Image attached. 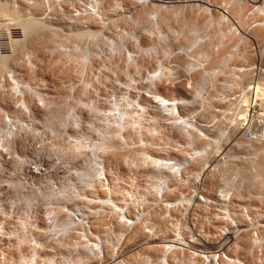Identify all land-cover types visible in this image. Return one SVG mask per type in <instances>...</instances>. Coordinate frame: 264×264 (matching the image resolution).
<instances>
[{
  "label": "rangeland",
  "instance_id": "obj_1",
  "mask_svg": "<svg viewBox=\"0 0 264 264\" xmlns=\"http://www.w3.org/2000/svg\"><path fill=\"white\" fill-rule=\"evenodd\" d=\"M69 4L70 0H0V119L9 118L8 114L21 115L7 91L10 88L16 94L21 106L24 94L13 85L15 74L22 83H32L39 92L36 95L42 94L40 97L49 90L55 97L52 106L58 111L89 114L93 118L89 124L92 130L105 126V114L112 111V123L121 126L124 120L127 142L121 141L122 135L117 130L101 137L97 132H87L78 139L70 125L65 131L51 135L43 119H35L33 123L23 116L17 121L21 128L15 127L16 133L7 138L10 153L0 162V227L6 219L19 224L21 231H14V235L30 237L34 247L15 246L13 254L17 262L13 264H25L27 256L33 258L34 264L107 263L117 248L126 252L149 240L161 243L171 238L184 239L192 248L201 249L205 248V241L207 249L212 250L225 241H221V235L230 236L229 231L236 229L241 232L231 239L233 243L228 246L231 244L233 248L228 253L249 264H264V139L262 145L240 142L225 146L223 137V130L232 127L238 117L245 87L252 86L247 85L249 74L240 76L233 69L235 63L242 62V56L238 52L233 54L228 70L211 71L207 80L201 72L193 71L207 64L205 58L202 60L204 54L198 51L202 46L211 44L214 50L219 48V28L207 27L194 35L198 41L192 47L181 48L178 44L157 51L169 77L162 82L146 80L145 68L153 65L154 52L146 55L143 63L126 60L123 55L126 48H156L157 39L150 33H140L139 26L150 25L147 16L158 12L170 27H161L162 39L171 41L181 16L197 18L203 14L201 10L178 8L175 12L182 10L172 17L175 12L148 6L136 10L128 19L122 11L132 9V0H80L82 17L74 19L67 11ZM91 5L103 19L91 14L88 9ZM231 7L232 14L239 18L247 10L240 2ZM32 19L39 24L33 33L28 30ZM123 28L136 30L141 36L127 37ZM183 29L179 40L188 35ZM82 30L92 33L84 37L74 35ZM68 36L79 47L91 48L96 54L101 52L105 59L99 63L110 75L104 81L99 77L94 81V74V84L82 88V93H90L95 99L83 97L82 102L72 106L62 101L66 91L61 80L67 79L69 73L52 66L47 57L48 48H59ZM211 57L215 59V55ZM180 58L192 61V67L177 64L176 59ZM151 70L148 68L146 73ZM239 77L243 84L235 81ZM176 78L185 83L192 79V85L189 88L173 85L171 80ZM157 96L191 100L190 107L182 108V112L192 113L198 135L209 132L208 136L216 143L208 146L195 136L186 137L179 126L172 125L169 118L157 111L154 101ZM35 98H28L27 103L35 113L42 112L43 101ZM205 124L206 131L202 126ZM20 140L25 142L24 148L19 147ZM204 146L208 148L206 161L211 164L197 157L190 160L184 180L176 178L168 167L156 164L157 159L180 160L172 166L183 171L186 154ZM36 151L39 154L32 157ZM92 154L106 176H110L113 201L119 205L128 202L129 225L124 222V215L111 213L106 183L95 176L99 171ZM210 166L205 181L198 183L195 171L201 168L198 176L202 177ZM78 170L81 178L76 176ZM196 190L213 203L208 209L202 208V214H192L189 208ZM219 194L226 199H220ZM26 208L30 210L28 214L23 213ZM73 209L82 211L76 214L65 211ZM95 245L101 247L104 260L99 258ZM149 248L142 249L144 254L159 253ZM197 261L186 253H178L180 264H201ZM138 263L139 259L133 261Z\"/></svg>",
  "mask_w": 264,
  "mask_h": 264
},
{
  "label": "bare ground",
  "instance_id": "obj_2",
  "mask_svg": "<svg viewBox=\"0 0 264 264\" xmlns=\"http://www.w3.org/2000/svg\"><path fill=\"white\" fill-rule=\"evenodd\" d=\"M236 2H240V5H245L247 7V10L245 11L243 17H241L242 19L232 14L231 5ZM69 5L70 7L67 9L69 14L74 19H80L82 17L80 11V0H70ZM132 5L133 6L131 10L124 9L122 11L128 17V19H131L133 17L136 10L143 9L144 7L148 6H157L158 10H164L166 12H175L178 8H182L184 10L186 8L190 10L198 9L203 12V14L198 15L200 17L197 18H195L194 16L182 15V21H175L177 22L176 26L178 28L176 26H173L177 28V32L173 33L171 41L162 39L163 32L161 27L168 28L169 26H167L168 24L166 25L165 21H162L160 19L159 14L157 15L158 12L156 14L147 16L146 21L150 25L142 24L139 26V30L140 33H150L152 35V38L157 39L156 48L139 47L138 49L136 48L133 50L126 48L123 52L126 60H138L142 63L146 55L151 56V53L154 52L155 60L153 65L145 68L144 78L146 80L148 79L155 82H162L165 77H169L168 75H166L167 73L165 72V68H163L161 65V60L159 59L160 56L156 54L157 51H165L168 50V48L178 44L181 45V48L192 47L198 41L197 39H194L195 34L200 31L203 32L207 27H217L219 29H216L221 34V41H218L217 44V47H219L218 50H214L211 44H205L204 46H202L198 51L200 54H204L202 60L205 58L204 62H206L207 64L203 69H193V71L201 72V76L207 80L210 77L211 71L228 70L227 67L232 63L231 56L238 52L240 56H242V62L240 64L235 63L233 69L239 72L240 76L249 74L251 76V79L247 85L252 84L251 87H245L246 95L241 103L244 104L243 106H246V108H244L242 112H245L248 107H250L256 101H259L262 116V118L259 120V123L264 124V72H261L262 70H264V33L261 32L264 31V0H132ZM88 9L91 14L98 13V11L94 9L93 5H91ZM63 10H65V8H63ZM180 10L175 12L172 17H176L179 14L178 12H180ZM96 16H98L100 19H103L101 14H97ZM181 17L177 20H180ZM189 21H191V24L188 26ZM222 24H224V28ZM28 26V30L33 33L39 27V24L34 19H32L30 23H28ZM183 28L186 29L188 35L187 37L185 36L182 40H179L178 38H180V34L184 32ZM122 32L127 37L141 36V34H137L138 32L136 30H131L130 28H123ZM91 33L92 32L90 30H82L79 32H74V35L77 37H84L86 35H90ZM68 35L70 36L71 34ZM69 36L66 37L59 48L55 49L52 48V46L49 47L47 50V57L52 66L57 67L61 71H67L69 73V77L67 79L61 80L66 91L65 95H63L62 97V101L64 104H69L70 106H72L74 103L82 102L84 100L83 97L89 100L95 99V97L92 98V94L90 93H88L87 95L84 94V92L82 93V88L94 84V74V81H96L97 77H99L101 81H104L105 79L110 78V75L108 72H106L107 68L99 63L103 61V59H105V57L102 56L101 52H98V54H96V51L92 50L91 48H82L81 46L79 47L76 44L77 42L75 40L73 42ZM253 44H255V46H253ZM238 46L240 49H237ZM234 50L236 51L233 52ZM212 54L215 55V59H212ZM96 55L97 58H95ZM256 55L261 59V65L263 66V69H260V71L257 72L252 69L253 63L256 60ZM176 63L185 64V67L187 68L192 67V61L190 62L186 58L176 59ZM148 68L152 69L150 73H146ZM157 70H160V72L162 73L157 74ZM81 71H84L85 73L81 74ZM13 76V85L16 89H22L21 91L24 96L22 99H20V102L21 100H23L20 106L19 98L16 96V94L13 95L10 88L7 90L9 94L13 96L15 107L20 110L21 115L17 116L16 114H8V119H6V116H3L0 119V132H2L3 135L1 136L0 134V145L3 146L4 143L6 144L3 146L5 154L9 153L7 138L12 133H16L15 127L21 128L18 126L17 121L22 119L23 116H25L27 120H30L33 123H35V119H43L47 126L44 127L47 128L48 133L51 135H57L58 133H61V131H65V129H67L66 127L70 125L73 128L72 131L75 134L73 136L78 139H82L83 134L87 132H97V134L101 137L108 135L106 134V132H110V134H112L117 130L119 131L118 133L122 135L121 141L124 143L127 142V138L124 135V132L127 131V129L125 128L124 120L121 126H118L116 123H112L111 121L114 116L112 111H107L105 114V126H98L96 129L92 130L89 124L93 122V118H91L89 114L83 116L82 112L77 113L64 110L58 111L54 108V105L52 106V102L54 104L55 97L50 94L49 90H46L45 95L43 97H40V95L42 94L36 95V93L39 92H37L35 86L32 83L24 84L17 78L15 74ZM171 81L173 85H185L187 88L192 85V79H190L188 83H185L183 80H180L178 78ZM235 81L238 84H243V81L240 77ZM35 95L37 96L36 98ZM146 97L150 96L146 95ZM28 98H35L39 102L43 101V106H41L43 111L35 113V111L27 103ZM154 101L157 111L160 113V115H165L167 118H169L172 125L179 126L181 132L186 137L195 136L196 139L198 138V140L204 142V144L208 146H210L212 143H216L212 139V137L208 136L209 132L205 133V135L203 136L198 135V133L194 130V121L192 120L191 115L192 113L182 112V108L190 107L191 100H187L185 98L166 99L157 96L155 97ZM24 108H26L28 112L24 111ZM51 115L53 116L52 119L49 118V116ZM242 118L243 115H241L240 111L238 119L235 120L234 125L227 130H223V137L226 140L225 144L227 143L225 146L237 145L240 144V142L262 145V140L264 139V129H262L261 134L256 136L255 140H247L244 137L245 128L241 123ZM202 126L206 131L207 125L205 124ZM44 130L47 131L46 129H43V131ZM232 134H234V136L231 138ZM18 145L20 148H24L25 142L23 140H20L18 141ZM207 150L208 148L204 146L199 147L193 152H188L186 154L187 158L184 159L186 164L184 165L183 171L174 169V167L176 168V165L172 166V164L176 161L181 162L180 160L157 159L156 164L160 167H168L176 176V178H178L179 180H184L186 178V173L188 172L187 166L190 163V160L193 161V159L197 157L199 161L202 160L206 163L208 162L206 161L208 158ZM38 154L39 153L36 151L35 153H32L31 156L33 157L34 155ZM23 158H27V156H23ZM92 159L96 161L99 171V174L97 173L95 176L106 183V193L108 198L107 203L109 209L111 210V213L124 215V222L129 225L128 218L126 217L128 211H130L128 202H120L119 205L118 203L113 201L115 195L113 193V184L109 179L110 176H106L103 167L94 155ZM208 163L211 164L210 162ZM211 167L212 166L208 168V170L202 177L198 176L202 166L199 170L195 171L197 172L196 181L198 183L205 181L206 175L211 170ZM80 175L81 171L79 172L78 170L76 176L81 178ZM219 197L222 200L226 199L223 194H219ZM212 204L213 203L210 199H208L202 192H197L196 190L192 194L189 208L192 214H202V211H204L202 208L208 209ZM29 211L30 210L26 208L23 213L28 214ZM65 211L70 214H76L80 213L82 210L73 209ZM14 231H21L20 225L11 222L10 220H6V226L0 229V264H13L14 262H17V257L13 254V248H15V246L21 245L34 247V243L32 242L30 237L27 236L25 239L16 237L14 235ZM229 232L231 233L230 236L221 235V241H225L220 243V245L218 246L219 248H215L212 250L207 249L208 245L203 238L202 241H204L206 246L202 249L192 248L190 245L191 243L187 242L184 239L171 238L170 241L161 243H159L158 241L153 242L155 240H149L146 241V244L142 246H135L126 252H123V250L117 248L112 258L107 263L100 261V264H133V261L135 259L140 260V263L138 264H180L178 262V253H186L187 256L198 260L197 262L201 264H249L243 259L237 256H232L228 253V250L233 248L231 244L229 245L231 246L229 248L228 244L231 242V239H234L239 235V232H241V230L236 229ZM180 242H183V244H181ZM96 246L97 245H95V247ZM262 246L264 247V245ZM144 247H150L149 249L157 250L159 253L155 256L146 255L143 252L144 250H142ZM97 248L98 252L100 253L99 258H101L102 260L104 253L101 254V247L97 246ZM32 259L33 258L31 256H27L25 258V264H34V261H32Z\"/></svg>",
  "mask_w": 264,
  "mask_h": 264
},
{
  "label": "built area",
  "instance_id": "obj_3",
  "mask_svg": "<svg viewBox=\"0 0 264 264\" xmlns=\"http://www.w3.org/2000/svg\"><path fill=\"white\" fill-rule=\"evenodd\" d=\"M253 46H255V44H253ZM254 51H255V49H254ZM255 58H256V60L253 63L252 69L255 72H257V71H260V69H263V66L261 65V59L259 57H257V55L255 56ZM261 72H264V70H262ZM242 106H241L240 110L238 111V115L241 111V115H243V118L241 119V123L243 124V127L245 128L244 137L247 140L253 141V140H255L257 135L261 134L262 129H264L263 128L264 124L259 123V120L262 118L260 104H259V101H256L254 104H252L250 107H248V109L245 110V112H242V111L244 110V108H246V106H243V107ZM6 119H8V118L6 117ZM237 119H238V117H237ZM0 134H1V136H3L2 132H0ZM4 145H6V144L4 143L3 146ZM3 146L0 145V162L3 161V157H5L6 154L10 153L9 152V153L5 154ZM8 147H9V145H8ZM4 226H6L5 220L3 222V226H1L0 229Z\"/></svg>",
  "mask_w": 264,
  "mask_h": 264
}]
</instances>
